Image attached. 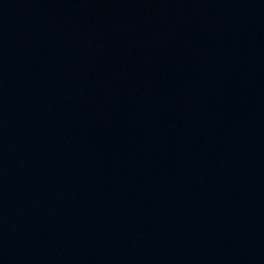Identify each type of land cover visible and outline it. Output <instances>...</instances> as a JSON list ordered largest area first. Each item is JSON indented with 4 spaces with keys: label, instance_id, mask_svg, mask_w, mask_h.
<instances>
[{
    "label": "water",
    "instance_id": "95a60500",
    "mask_svg": "<svg viewBox=\"0 0 264 264\" xmlns=\"http://www.w3.org/2000/svg\"><path fill=\"white\" fill-rule=\"evenodd\" d=\"M163 0H0V264H171Z\"/></svg>",
    "mask_w": 264,
    "mask_h": 264
}]
</instances>
